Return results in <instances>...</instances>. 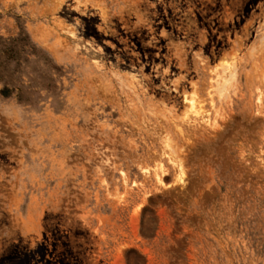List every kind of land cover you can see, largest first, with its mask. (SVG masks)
Masks as SVG:
<instances>
[{"label": "rangeland", "instance_id": "rangeland-1", "mask_svg": "<svg viewBox=\"0 0 264 264\" xmlns=\"http://www.w3.org/2000/svg\"><path fill=\"white\" fill-rule=\"evenodd\" d=\"M0 264H264V0H0Z\"/></svg>", "mask_w": 264, "mask_h": 264}, {"label": "bare ground", "instance_id": "bare-ground-1", "mask_svg": "<svg viewBox=\"0 0 264 264\" xmlns=\"http://www.w3.org/2000/svg\"><path fill=\"white\" fill-rule=\"evenodd\" d=\"M263 45V44H262ZM261 48H262V46H261ZM233 63V62H232ZM222 64V63H221ZM227 64V63H226ZM226 64H225V67L224 66H222L223 68H224V71H226V70H228L229 71V69L231 68L228 64V67H226ZM224 65V64H223ZM233 67V66H232ZM234 68V67H233ZM222 70V69H221ZM227 71V72H228ZM211 73V72H210ZM231 73V72H230ZM222 74V73H221ZM231 74H233V72L231 73ZM233 76H234V74L233 75H231V77L233 78ZM234 80V79H233ZM212 81V80H211ZM212 89V88H211ZM194 90V89H193ZM196 90V89H195ZM194 94V93H193ZM189 96V95H188ZM211 96V95H210ZM191 97V96H190ZM212 100V99H211ZM195 101H194V99H192L191 100V109H189L190 110V113H191V115L192 114H194V115H198L199 113H200V111L202 110H199V111H197L196 109H195V103H194ZM212 102V101H211ZM200 115H202L201 113H200ZM189 118H190V116H189ZM203 118H205V117H203ZM187 123V122H186ZM188 124V123H187ZM182 167V166H181ZM162 175V174H161ZM183 177H184V174H183V171L181 170L180 171V173H179V175H178V181H182L183 180ZM157 179H158V182L159 183H161L162 184V177L161 176H159L158 174H157Z\"/></svg>", "mask_w": 264, "mask_h": 264}]
</instances>
